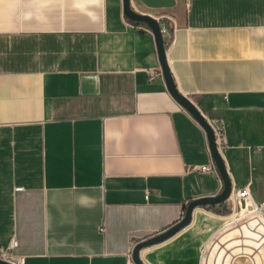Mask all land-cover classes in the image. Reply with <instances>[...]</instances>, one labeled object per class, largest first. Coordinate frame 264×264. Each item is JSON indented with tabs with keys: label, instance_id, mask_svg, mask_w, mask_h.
Returning <instances> with one entry per match:
<instances>
[{
	"label": "crops",
	"instance_id": "crops-1",
	"mask_svg": "<svg viewBox=\"0 0 264 264\" xmlns=\"http://www.w3.org/2000/svg\"><path fill=\"white\" fill-rule=\"evenodd\" d=\"M136 1L169 25L178 89L223 120L233 187L264 200V0ZM212 162L153 31L133 28L123 0H0V249L16 240L22 264H129L192 199L222 191L221 174L199 169ZM199 211L143 261L199 264L226 217L194 225Z\"/></svg>",
	"mask_w": 264,
	"mask_h": 264
},
{
	"label": "water",
	"instance_id": "water-1",
	"mask_svg": "<svg viewBox=\"0 0 264 264\" xmlns=\"http://www.w3.org/2000/svg\"><path fill=\"white\" fill-rule=\"evenodd\" d=\"M141 1L148 7H152V8L169 7L174 4V0H141ZM123 3H124V14L128 18H130L133 21L147 23L151 27L155 35L161 66H162V72L165 81L167 83V87L171 92V94L175 97V99L185 109H187L205 129L211 154L214 158V161L217 165V168L221 174L224 183V187L220 193L216 195L192 199L187 204L186 211L183 217L180 220H178L176 223H174L172 226H170L168 229L162 231L161 233H158L157 235L148 237L136 243L132 252V258L135 264H147L141 258V250L143 248L147 246H151L156 243H160L172 237L180 230L184 229L187 225L191 223L196 207L211 206L215 204H221L227 201L232 194L233 185H232L231 177L229 175L228 168L226 166L225 159L218 151L213 129L210 123L208 122L205 114L201 111L198 105H196V103L189 96L182 93L177 87V84L172 75L169 62L167 59V51L165 46L164 35L159 20L149 12L140 13L134 10L131 6V0H123ZM0 264H14V263L6 259L0 258Z\"/></svg>",
	"mask_w": 264,
	"mask_h": 264
},
{
	"label": "rangeland",
	"instance_id": "rangeland-1",
	"mask_svg": "<svg viewBox=\"0 0 264 264\" xmlns=\"http://www.w3.org/2000/svg\"><path fill=\"white\" fill-rule=\"evenodd\" d=\"M233 200L202 206L205 211L195 214L194 225H201L206 217H213L217 221V216H226L225 220H221L222 223L235 220L209 246L211 260L218 259L222 263H231L234 260L235 264H264V239L257 231L256 224L250 223L254 218L248 215V209L240 201L237 203V211H233Z\"/></svg>",
	"mask_w": 264,
	"mask_h": 264
},
{
	"label": "built area",
	"instance_id": "built-area-1",
	"mask_svg": "<svg viewBox=\"0 0 264 264\" xmlns=\"http://www.w3.org/2000/svg\"><path fill=\"white\" fill-rule=\"evenodd\" d=\"M131 6L134 10H136L140 13L146 12L139 7L136 0H131ZM151 14H153V13H151ZM153 15L159 20V22L164 18L163 15H155V14H153ZM160 24H161V28L163 31V35H164V33L170 32V28H169V25L167 23H165V22L161 23L160 22ZM131 25L133 26V28H135L137 30L152 31L150 26H148L142 22L131 20ZM172 39H173V36H172ZM165 46H166V44H165ZM159 72H161L159 69L158 70H156V69L150 70L149 71L150 79H154L158 75ZM205 116H206L208 122L210 123V125L213 129V132L215 135V142H216L218 151L221 153V155L224 158V155H225L224 153H225V150H226V147L228 144L224 122L219 117H211L208 115H205ZM253 151L256 154H260V156H261V162H262V167H263V180H264V144L254 146ZM199 169L204 170V171L214 170L218 174H220L215 162H212L210 165L201 166V167H199ZM231 199H234L232 210L235 212L237 211V203L239 201L241 203L245 204V208L248 209V215H252L254 218V220L250 223L254 222V224H256L257 231L260 233L261 238L264 239V200L256 201L254 199L250 185H245L242 187H235L234 186L233 190H232V194L228 200H231ZM234 222H235V220L226 221L216 231L213 232V234L210 236L208 241L205 243V245L201 249L200 263L199 264H235L234 260H232L231 263H229L228 261H225L222 263L218 259H216V260L212 259L211 260V254L208 253L209 252L208 251L209 246L211 245V243L216 238H218V236L221 234V232L224 229H226L228 226H230ZM16 245H17V241L13 240L8 249H6V250L0 249V258L11 261L14 264H22L23 260H24L23 257H16L11 252L12 248L15 247ZM129 264H134L132 255L130 256Z\"/></svg>",
	"mask_w": 264,
	"mask_h": 264
}]
</instances>
